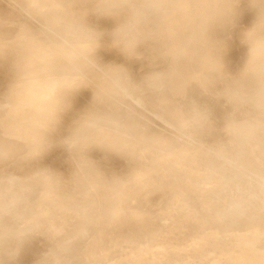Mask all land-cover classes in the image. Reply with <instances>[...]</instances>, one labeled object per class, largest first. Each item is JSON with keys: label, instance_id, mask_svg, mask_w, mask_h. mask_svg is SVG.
Wrapping results in <instances>:
<instances>
[{"label": "clouds", "instance_id": "1", "mask_svg": "<svg viewBox=\"0 0 264 264\" xmlns=\"http://www.w3.org/2000/svg\"><path fill=\"white\" fill-rule=\"evenodd\" d=\"M0 69V264H264V0H0Z\"/></svg>", "mask_w": 264, "mask_h": 264}, {"label": "rangeland", "instance_id": "2", "mask_svg": "<svg viewBox=\"0 0 264 264\" xmlns=\"http://www.w3.org/2000/svg\"><path fill=\"white\" fill-rule=\"evenodd\" d=\"M92 20L94 23L100 24V23H98V20H96L94 18H92ZM100 20H102V19H100ZM251 20H252V14L250 12L246 11L243 14V16L241 17L240 23H241V25H247L251 22ZM112 26H113V24L110 27H112ZM101 28H107V24H105V26L102 25ZM101 56L105 62L115 61L118 63H126L124 58L121 55H119L115 50L102 51ZM241 56H242V49H240L238 43L234 40L232 42V46H231V48L228 52V55L226 57L227 64L229 61L228 59H230V64L228 65L230 70L235 71L238 68V66L240 64ZM136 66H138L137 69L135 68ZM129 67L132 69L134 75H136L137 77L142 74V69L146 70V67L139 62H131L129 64ZM137 70H139V71H137ZM7 78H8L7 71L5 69H0V87H2L6 83ZM89 99H90V93L88 91L82 92L77 97V99L75 101V106H74L73 112L69 113L65 117V127L71 122V119L74 115V112L76 110H79L80 108L84 107L88 103ZM221 114H222L221 110L219 108H217V115L219 116ZM93 155L97 159L102 158L101 153L97 152V153H93ZM44 163L49 165V166L55 167L61 171H65V172L68 171V165L66 163V156H65L62 149H59V148L54 149L45 158ZM124 166L125 165H124L123 161H120L118 159H113L112 161L109 162V167H112V168L122 169ZM40 251H42V248L37 243L36 245H34L31 248V250L26 252V254L22 257L21 264H34L35 259L39 255Z\"/></svg>", "mask_w": 264, "mask_h": 264}, {"label": "bare ground", "instance_id": "3", "mask_svg": "<svg viewBox=\"0 0 264 264\" xmlns=\"http://www.w3.org/2000/svg\"><path fill=\"white\" fill-rule=\"evenodd\" d=\"M95 19V18H94ZM98 23H100L99 24V26L101 27L102 25H104L105 26V24H107V28H111L110 26L113 24V22L111 21V20H107V19H102V20H98ZM110 26H109V25ZM229 61H228V65L230 64V59H228ZM137 67L138 66H136L135 68L137 69ZM137 71H139V70H137Z\"/></svg>", "mask_w": 264, "mask_h": 264}]
</instances>
